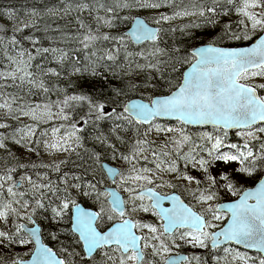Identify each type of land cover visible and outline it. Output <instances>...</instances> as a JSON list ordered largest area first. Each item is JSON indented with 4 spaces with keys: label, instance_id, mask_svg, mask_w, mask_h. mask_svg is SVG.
I'll use <instances>...</instances> for the list:
<instances>
[{
    "label": "trees",
    "instance_id": "trees-1",
    "mask_svg": "<svg viewBox=\"0 0 264 264\" xmlns=\"http://www.w3.org/2000/svg\"><path fill=\"white\" fill-rule=\"evenodd\" d=\"M69 0H0V11L12 9L19 11L22 9L30 10L47 8H60L67 4ZM76 1V0H75ZM92 2L95 0H78ZM109 3L112 7L106 12V17H112L122 12L118 24V29L112 27L113 32L122 35V30L130 24L128 14L123 11L124 3L122 0H100ZM133 1V0H129ZM152 5L165 6L170 13H174L180 8L191 7L190 5H202L205 17L198 20H183L176 23L165 25L163 33L158 41L149 43L152 52L148 54L158 70H149V67L142 70L132 69L127 74V67H123L125 56L120 48L109 50L108 53L98 52L100 47L96 45L95 37L103 36L104 32L92 33L84 26V22L78 23L75 18L72 24H77L78 28H72L69 24L56 28L62 23L56 17L40 19V23L35 26L25 27L23 30L15 31L0 23V96L1 98H11L22 95L25 98L34 100V105L45 109L66 110L71 121L77 119L88 121V124L80 128V133H91L93 140H101L107 150L114 153H122V139L140 137L139 131L131 119L124 123L117 121L120 116L107 112L109 108L116 105L123 106L132 97H144L147 94L168 93L176 86L182 76L185 57L190 54L197 44L212 42L222 46L241 45L251 42L245 37L239 36L244 30L241 15L243 4L239 7L240 18L233 17L230 13L238 5L231 0H151ZM214 6H211V5ZM210 5V6H209ZM88 10L89 8H84ZM80 9L75 13L77 17ZM150 16L147 12L144 13ZM101 18L104 13L98 14ZM134 16V13L132 17ZM242 23V24H241ZM96 26V24L94 25ZM185 30L191 32L188 33ZM85 32V33H84ZM127 51L133 52L132 56L136 67H142L146 60V54H142V47L134 46L127 38L124 43ZM111 46L109 42L105 47ZM154 49V51L152 50ZM183 59V60H182ZM159 61V63L157 62ZM139 64V65H138ZM77 68L78 71L76 70ZM144 85L146 88L144 89ZM59 90V91H58ZM54 91H58L55 93ZM55 93V94H54ZM77 93V94H76ZM75 94V95H74ZM75 98L80 102H71ZM70 100L67 104L65 101ZM90 100L97 107L105 108L106 114L100 120L98 113H94L91 107H84L85 101ZM97 117V121L91 118ZM78 122V121H77ZM109 132L118 140L114 141ZM224 138H227L225 136ZM90 144V141L88 142ZM40 143L35 144L36 148ZM256 148L258 142H253ZM227 147H235L234 143ZM94 148L88 146V149ZM95 149V148H94ZM233 153V151H226ZM264 160V155L257 157ZM18 169L26 172L38 179L46 171L38 166L39 157L30 156L27 160L23 156L17 155ZM225 166L226 169H235V162ZM22 163V164H21ZM50 177L41 178L43 185L40 186L41 209L46 204L47 212L42 217L48 220L49 228L55 227V233H71L68 226V209L61 212V202L72 199L70 191L65 186L56 183L53 179L58 174H53L50 168ZM237 178L248 181L245 176L235 173ZM81 179V178H80ZM85 183L86 180H84ZM81 201L89 206L98 204V200L93 196H83ZM62 220H58L61 219ZM57 219V220H56ZM51 226V227H50ZM58 244L67 247L70 242L59 239ZM14 248L16 245L10 243Z\"/></svg>",
    "mask_w": 264,
    "mask_h": 264
},
{
    "label": "rangeland",
    "instance_id": "rangeland-1",
    "mask_svg": "<svg viewBox=\"0 0 264 264\" xmlns=\"http://www.w3.org/2000/svg\"><path fill=\"white\" fill-rule=\"evenodd\" d=\"M122 1L124 3L123 11L128 14L129 20L132 18L133 12H147L151 15V21L157 24L191 20L200 17L201 15L199 9L169 13L168 10L161 5H152L151 0ZM110 6L109 3H103L100 0L92 2L69 0L62 8H47L41 9L40 11H37V9H22L19 11L5 9L0 12V23L4 22L9 26L22 29L39 24L40 19L42 18L45 21L47 18L56 17L62 22L56 28L63 27V24H69L72 28H78L77 24H72L73 20L77 18L78 23L84 22V26L90 32H104L103 36L95 37V43L100 47L98 52L101 53V55L108 53L109 50H115L118 53L117 49H121L125 56V61H122L123 67H127L124 70H126L127 74H130L132 69L138 71L139 68L135 66L134 61L136 59L132 56L133 52L127 51L125 48L126 45L124 43H127V37L124 33L125 27L122 30V35L113 32L114 29H118L121 25V23L118 24L116 21L121 19L122 12L112 17V20H109L106 17V12L110 11L112 8ZM86 7L89 9L85 15L81 16L78 13L77 17L75 16V13L79 9L83 10ZM99 13H104V17L101 18L98 15ZM241 14L245 31L239 29V36L243 35L247 40H252L254 37L256 38L263 30L261 27L264 28V0H246ZM95 24L96 26H94ZM112 27L114 29H112ZM185 31L191 33L187 30ZM107 42H109L111 46L105 47ZM145 47H142L141 49L142 54H146L144 57L146 60L142 63V67L146 69V67L151 66L152 72L158 70L159 65H156L152 60V58L155 57L151 58L148 54H151L152 52L149 48ZM152 50L154 51V49ZM192 59H195L194 54L185 57L183 65L187 62L191 63ZM157 62L159 63V61ZM78 69L79 68L76 70L78 71ZM241 80L247 83H254L264 88V67L247 73V75ZM143 87L145 89L146 85ZM149 97L150 96L147 95V98ZM16 101L18 100L13 98H1L0 96V129L10 126L8 129L9 135L0 138V188L1 194L4 195L0 201V206L3 208L8 202L12 205L15 226L18 227L17 225L21 224L25 219H27V221L30 219L28 214L31 210V204L26 198V195L29 191H34L37 186L29 176L20 177V175L13 174L16 170L14 164L16 152L21 153L25 159L29 153H35L38 155L37 152L33 151L32 145L41 142L39 151L41 153L40 156H42L41 159L43 160V166L46 168H53L55 169L53 173L59 174V168L64 165V163L60 164V159L65 153L71 151L69 146L73 145L72 142L77 138L75 131H71L66 135L62 134V125L64 124V121L68 120V116L61 111L41 108L34 104L28 105V107L20 106L15 103ZM18 102H24V100ZM91 106L97 110L101 109V107ZM163 121L166 123H158L157 121H154L155 123L149 125L140 124L138 130L141 131L144 139L141 141V146L136 151V154L128 158L127 162L123 164L124 173L118 179L117 185L128 197V211L133 213H145L147 211L146 207H144L146 206L145 201L135 194L137 187L154 184L160 190L168 194L167 191L173 188V182H175L180 183L182 187L186 188L192 198L191 204L194 207L198 208L203 214L208 215L210 220H214L212 227L221 224L228 218V213L218 214L213 211L215 197L206 192H196V182L190 177L188 171L174 169L172 166L166 165L162 158L163 155H172L175 153L180 156L179 161H186V169L195 166L201 167L203 165V160L196 158L194 155L204 159V155L209 153L206 141L209 142V144L218 145L219 138H215L213 134L208 130H205V128H202L201 130L197 128L191 132L183 131L182 133H174L172 128H170L171 122L168 120ZM40 125L43 127L40 128ZM82 125H80V127ZM19 126L24 129L18 128ZM242 130L243 131L238 132L237 134L246 140H253L264 136V128L251 127ZM39 132L44 134L40 141ZM21 133H24L23 136H19ZM110 133L111 132H109V134ZM21 138H24L25 143H28L26 146L24 145L25 143L20 142ZM8 141H12L13 143L11 149L6 147ZM100 142L101 140L97 139L96 143ZM15 143L17 145L16 150ZM98 150V147L95 149L90 148L88 150L82 149V155L71 157L68 164H73V168L77 167V169H83L85 173L95 172L96 176L99 179H102L100 176L105 175L98 166L101 161V154L96 152ZM110 155L112 156V159L117 158L114 154L110 153ZM77 159L81 160L79 165H75V160ZM138 159L147 161L151 165L146 164L145 166H139ZM120 163H123L122 160H120ZM77 175L78 174L63 173L59 174V177L56 180L66 186L67 190L73 191L70 195H74V199L79 194ZM20 180L22 181V186ZM242 183L245 184L246 180H242L241 184ZM102 196L104 197V194H102ZM69 205L70 201L68 200L61 203L62 207H68ZM140 205L143 207L139 208ZM106 218L109 223L119 219L109 206L107 208ZM142 230L147 234L144 240V246L147 250H151L152 248L160 249L159 257H164L173 249L182 246H187L189 248H206L208 242L207 234L197 235L192 232H182L175 238L160 240V235H156L155 226L150 223H146L142 227ZM226 247L227 248L222 251L221 255L215 256L216 262L214 264H249L245 258H241V254L236 251L237 249L235 246L227 245ZM31 252V248H25L20 256H13L11 259L12 261L7 264H13V259L17 261V259L28 258ZM93 258L87 263H84L82 255H76L75 259L72 261L73 264H136L135 259L132 256L129 257L123 255L117 248L110 251L103 250ZM249 258L254 259V257L251 256H249ZM159 260L160 262L162 261V259ZM153 263L154 259H150L148 262V264ZM159 263L156 261V264ZM185 264L199 263L196 259L191 258L190 261Z\"/></svg>",
    "mask_w": 264,
    "mask_h": 264
},
{
    "label": "water",
    "instance_id": "water-1",
    "mask_svg": "<svg viewBox=\"0 0 264 264\" xmlns=\"http://www.w3.org/2000/svg\"><path fill=\"white\" fill-rule=\"evenodd\" d=\"M159 29L148 23L142 16H136L125 31L133 44L141 45L157 40ZM196 61L184 72L186 75L182 86L172 95L154 96L151 101L135 97L127 101L126 108H133L134 119L145 124L156 117L180 118L190 125L213 124L226 128L246 126L264 121V103L258 98L252 87L237 82L238 75L244 70L264 64V31L251 43L242 46H219L215 44L200 45L192 50ZM200 71V75H194ZM181 103V104H179ZM179 104V105H178ZM107 174L114 178L119 172L115 168H105ZM114 209L123 213L121 196L115 188H107ZM254 198V203L248 200ZM218 209L226 210L230 217L224 227L213 233L212 246L226 242L252 246V217L257 209L264 213V177L257 187L247 190L239 200L223 202ZM74 226L83 241L87 256L106 244L119 243L127 236V228L121 222L114 223L106 231L95 227L97 215L81 203L73 206ZM194 212L190 214L189 224L203 230L204 218ZM167 221L170 217L167 216ZM87 224L81 230V225ZM35 242V249L27 263L21 264H64L50 246L42 244L40 226L27 229ZM220 237H222L220 239ZM166 264H174L186 258L180 254Z\"/></svg>",
    "mask_w": 264,
    "mask_h": 264
},
{
    "label": "bare ground",
    "instance_id": "bare-ground-1",
    "mask_svg": "<svg viewBox=\"0 0 264 264\" xmlns=\"http://www.w3.org/2000/svg\"><path fill=\"white\" fill-rule=\"evenodd\" d=\"M231 1H234L235 4H239L233 11H231L230 13L232 14L233 17H239L240 18V11H239V7L243 4V8L242 10L244 9V4L246 2V0H231ZM191 7H187V8H180V9H176L177 11L176 12H179V11H183L185 12V10H195V9H199V11L201 12V15L200 17H197V18H194V20H198V19H201L203 17H205V12L203 10V6L202 5H190ZM210 6V5H209ZM211 6H214L213 4ZM163 8H165V6L163 5L162 6ZM62 8V7H61ZM167 9V8H165ZM12 10V9H11ZM24 10V9H23ZM168 10V9H167ZM87 12L86 9H83V10H80V13L82 15H85V13ZM169 12V11H168ZM174 12V13H176ZM134 13V16L132 17L131 19V22L132 20L136 17V16H142L148 23H150L151 25L157 27L159 29V32H158V39L160 37V35H162L163 33V30H162V27L165 28L166 26L165 25H168V24H171V23H164V24H157V23H154L151 21V15L150 16H147L145 15L144 13H140V12H133ZM170 13V12H169ZM242 13V12H241ZM242 15V14H241ZM131 22L130 24L127 26V28L125 29V31L130 27L131 25ZM4 25H6L7 27L9 28H12L14 29L15 31H20V30H23L24 28L20 29V28H15V27H12V26H9L5 23H3ZM124 31V33H125ZM117 32V31H115ZM126 37L131 41L130 37L125 34ZM131 43L133 44V42L131 41ZM213 44L212 42H203V43H200V44H197V46H195L193 49H195L196 47L200 46V45H211ZM134 46L136 47H143L141 46L140 44L138 45H135L133 44ZM150 44L146 45V46H149ZM191 49V51L193 50ZM196 60L195 59H192V62H195ZM191 63H186V65L188 64H191ZM139 70H142L143 67H138ZM149 70H151V66L149 67ZM194 75H200V71H195L194 72ZM186 78V75L184 74V72L182 73V76H181V79L179 81V83L173 87V89L171 91H169L168 93H156L159 97H164V96H169V95H172L177 89H179L181 86H182V83L183 81L185 80ZM59 91V90H58ZM58 91H54L55 93H57ZM54 93V94H55ZM77 94V93H76ZM75 95V94H74ZM140 97V96H138ZM13 99H16L18 101H22L24 100V102H18L16 101L15 103L20 105V106H26L28 107V105H31L34 103V100L33 99H30V98H25L24 96L22 95H16V96H13L11 97ZM71 102H75L77 101L78 103L80 102V100L78 99H75V98H72L70 99ZM70 100H67L64 102V104H67L68 101ZM181 104V103H179ZM178 104V105H179ZM91 105H96L94 103H92L90 100H86L85 101V106L84 107H89ZM63 114L67 115L68 116V120L67 121H64V124L62 125L63 127V135H66L67 133L71 132V131H75L76 132V140L73 143V145H70L69 148L71 151H69L68 153H65L64 156L60 159V161H66L71 155L75 154L80 148H82L84 145H86L91 139H92V134L91 133H80V125H82V120L80 119H77V121H71L73 119L70 118V115L69 113L66 111V110H60ZM107 112H110V113H114L116 114L117 116H120L119 119H117V121H120L122 123H124L126 120L129 122L131 119H133L134 117V110L133 108H126V104H124L123 106H119V105H116L114 106L113 108H110L107 110ZM98 116L100 118V120L103 118V116L106 114V110L101 108L98 110ZM173 117L174 116H171V119H170V122H171V126L170 128L174 129L173 128ZM98 118H95L93 119L92 121H97ZM84 125H83V128L85 125L88 124V121H84L83 122ZM43 126L40 125V128H42ZM161 127H164V128H168V127H165V126H161ZM10 128L9 127H6V128H3V129H0V138L2 136H6V135H9L8 134V129ZM18 128H23V127H18ZM24 129V128H23ZM38 129V128H37ZM190 128H185L183 131L186 132V131H189ZM24 133H21L19 136H23ZM44 134L42 132H39V141L41 140V138H43ZM110 136L112 137V139L114 141H117L118 139L116 137H114L111 133H110ZM144 139V137H143ZM17 141V139H16ZM20 142L22 143H25L24 141V138H21L20 139ZM39 143V142H38ZM125 146L123 147L124 150H128L129 149V145L131 143L129 142H126L124 141ZM28 143L26 142L24 145L26 146ZM6 147L8 149H11L13 147V143L12 141H8L7 144H6ZM21 147V146H20ZM17 148V145L15 143V150ZM99 150L96 151L97 153H100L101 156L102 155H105V148L103 149L102 147H98ZM175 159V156H170L168 158V161L167 162L168 164H170V161ZM232 161L229 160V161H225L224 162V166H227L231 163ZM115 168V169H118L120 170L122 167H123V164L122 163H117V164H113L111 163L109 165V168ZM24 173L28 175V173L26 172V170H24ZM103 180L106 181V187H110V188H116L117 187V184L114 182V181H111V176L107 175V176H100ZM248 181H246L247 183ZM245 183V184H246ZM178 184L180 183H174L173 187L174 188H177ZM245 184H239L237 186H234L230 189V195L234 198H237V196L240 194V188L245 185ZM26 197H30L31 198V203H34V201L36 200L35 196H34V193L32 192H28ZM78 203H81V200L80 199H77L75 200L74 204L70 207V209L68 210L69 212V223H68V226L69 228L73 229V226H74V210H73V206L78 204ZM85 208L87 209H90L92 210L96 215H97V218L95 220V223H100L101 222V219L102 218H106L107 217V208L108 206L110 207V197L109 195L107 194L106 191H104V197H103V200L102 202H100L99 204L95 205V206H89V205H84ZM47 206L46 204H44L43 208L40 209L37 213V215L39 217H43L46 212H47ZM165 213H168L169 216H174L176 211L174 210V208L172 207L171 204H167L164 208V214ZM163 214V213H162ZM161 216V215H160ZM135 217V214H126L123 216V219L124 221H130V222H133V223H136L138 224L139 222L134 219ZM159 217V216H158ZM174 223V226L176 228V230H179V229H182L175 221L173 222ZM214 224V220L211 219L210 222H209V226L212 227ZM87 226V224H84V225H81L79 227V229L83 230L85 229ZM251 236H254V241L252 243V246L250 247H247V246H242L240 245V251H238L239 254H241V258L242 259H246L248 261L249 264H264V213L261 212V209H257L254 214H253V217H252V228H251ZM184 232V230L182 231ZM40 235H41V240H42V244L44 246H50L53 250H55L56 253L59 252V249L55 246H53V241L56 240V239H62V240H65L67 242H76L78 240L77 236L74 234V232H71L69 234H65V233H61V232H57L55 234H49V233H46L42 230H40ZM134 247H141V244H139L137 241H132L130 243V246L129 248L132 249ZM107 248H110V249H114L115 247L114 246H108V247H104V246H100L99 249L96 251V253H98L100 250L102 249H107ZM109 249V250H110ZM133 251V250H131ZM125 254L128 253V251H125L124 252ZM184 256H186V258L184 259H181V260H177L176 264H185L187 262H189V254L188 253H180ZM246 254V255H244ZM76 255H82L83 257V262L84 263H87L91 258L89 256H87L86 254V251H82V252H78V253H74L73 256H64L63 257V262L64 264H73V261L75 259V256ZM249 256L251 257H254V259H251L249 258ZM77 264H81V263H77Z\"/></svg>",
    "mask_w": 264,
    "mask_h": 264
},
{
    "label": "flooded vegetation",
    "instance_id": "flooded-vegetation-1",
    "mask_svg": "<svg viewBox=\"0 0 264 264\" xmlns=\"http://www.w3.org/2000/svg\"><path fill=\"white\" fill-rule=\"evenodd\" d=\"M21 174H22V175H27V174L24 173L23 169H21ZM128 214H131V213H127V215H128ZM132 214H134V213H132ZM158 218H159V217H155V219H158ZM134 219H136L138 222H140V219H139L136 215H135ZM182 231H183V229L176 230V236L179 235V234H181ZM184 232H186V231L184 230ZM9 236H10V237H15V234H13V233H9V235H8L7 237H9ZM141 247H143V250L145 251V253H144L145 257H144V260L142 261L141 264H148V262H149L150 259H156V258L159 257L160 249L152 248L151 250H147L145 246H142V245H141ZM109 249H110V248L102 249V250H100L98 253H100V252L103 251V250H109ZM110 250H112V249H110ZM110 250H109V251H110ZM183 252L189 254V261H190L191 258L196 259V258H195L190 252H188V251H187L186 249H184V248L181 250V253H183ZM98 253H97V254H98ZM126 255L129 256V257H131V256L133 257V256H134V255H133V251L128 252ZM91 261H92V260H91Z\"/></svg>",
    "mask_w": 264,
    "mask_h": 264
}]
</instances>
